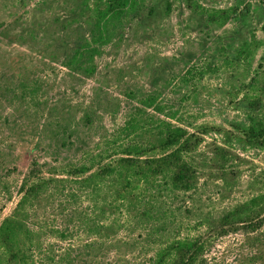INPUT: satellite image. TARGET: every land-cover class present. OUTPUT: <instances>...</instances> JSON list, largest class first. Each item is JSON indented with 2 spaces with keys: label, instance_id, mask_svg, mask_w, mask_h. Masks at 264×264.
<instances>
[{
  "label": "rangeland",
  "instance_id": "374dc122",
  "mask_svg": "<svg viewBox=\"0 0 264 264\" xmlns=\"http://www.w3.org/2000/svg\"><path fill=\"white\" fill-rule=\"evenodd\" d=\"M76 1L0 0V225L20 224L0 264H151L180 239L264 264V224L218 225L264 194V0H145L93 54ZM165 122L198 140L189 190L120 165L160 155Z\"/></svg>",
  "mask_w": 264,
  "mask_h": 264
},
{
  "label": "trees",
  "instance_id": "16d2710c",
  "mask_svg": "<svg viewBox=\"0 0 264 264\" xmlns=\"http://www.w3.org/2000/svg\"><path fill=\"white\" fill-rule=\"evenodd\" d=\"M143 3H145V0H77L75 3L76 11L77 9L80 10L95 30L93 41L86 45L83 51L89 50L90 54H93V51L96 50L95 43H103L111 38L109 25L113 22L112 20L115 18L121 19L130 8L144 7ZM164 5H166L167 10L171 9V4L168 1ZM155 12L156 5L153 4L149 7L148 14L153 15ZM230 17L229 11L221 10L217 14L209 16V21L224 25ZM197 143V138L190 134L187 129L176 126L171 122H165L160 142L162 150L160 155L148 156L145 159L123 158L120 165L137 170L139 174L147 177L167 174L174 188L189 190L195 184L196 171L185 156L186 153L194 149ZM146 151L144 149L142 152L146 153ZM39 187V184L31 186L34 192H38ZM263 213L264 194L258 195L226 212L218 220L219 229L222 234L237 232L241 228L260 229L264 224V218H261ZM19 231L20 224L14 218H6L0 225V243L10 253L12 259L19 258L20 254ZM203 251L204 244L197 240H174L164 248L158 259L151 264H200Z\"/></svg>",
  "mask_w": 264,
  "mask_h": 264
}]
</instances>
